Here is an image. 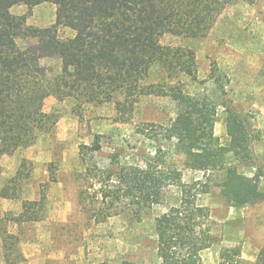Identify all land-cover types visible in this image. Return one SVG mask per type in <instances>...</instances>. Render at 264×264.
Instances as JSON below:
<instances>
[{
	"label": "trees",
	"instance_id": "16d2710c",
	"mask_svg": "<svg viewBox=\"0 0 264 264\" xmlns=\"http://www.w3.org/2000/svg\"><path fill=\"white\" fill-rule=\"evenodd\" d=\"M235 1L245 0H0V156L31 146L40 134L50 131L55 119L44 109L45 99L71 98L74 111L81 115L86 105L114 102L121 119H129L135 105L145 95H169L183 111L164 127V139H177L185 164L193 169H225L220 186L232 206L255 203L263 198L259 176L247 177L227 155L238 162L251 157L248 120L240 112L226 108L229 144H214L217 103L207 97L195 98L162 84H146L151 66L162 63L169 72L181 71L196 78L195 52L181 46L163 45L164 34L199 37L208 34L223 10ZM42 2L57 6L50 27L26 25L23 15L10 12L14 5L28 7ZM74 31L72 38L60 41L57 27ZM30 41L19 46L16 38ZM44 55L61 61L52 74L41 64ZM118 95V98L115 96ZM101 135L90 145L79 146L84 170L80 174L79 200L90 218L102 222L123 212L140 219L145 205L156 203L162 190L181 185V171L165 163L163 157L135 151L130 158L111 155L115 168L100 167L93 155L102 148ZM160 152V151H159ZM23 160L16 173L2 187L3 197H15L31 168ZM208 192V187L202 190ZM45 194L25 200L19 214L7 220L21 225L39 220L45 209ZM157 255L160 264H202L201 252L212 242V219L202 205H174L155 218ZM6 264L23 260L18 237L0 228ZM120 264H144L123 260ZM219 264H246L240 246L224 247ZM253 264H264V248Z\"/></svg>",
	"mask_w": 264,
	"mask_h": 264
},
{
	"label": "rangeland",
	"instance_id": "374dc122",
	"mask_svg": "<svg viewBox=\"0 0 264 264\" xmlns=\"http://www.w3.org/2000/svg\"><path fill=\"white\" fill-rule=\"evenodd\" d=\"M10 12L23 15L28 26L45 28L55 22L57 6L50 2L32 7L18 4ZM73 35L72 29L57 27L60 41ZM16 41L25 46L30 40L20 36ZM160 42L192 49L196 78L181 71L169 72L156 62L143 82L166 85L168 89L216 102V145L229 144L226 108L245 116L251 135V157L240 163L229 154L227 163L247 177L259 176L264 194V0L229 4L204 36L167 33ZM41 64L52 74L61 68L60 59L54 55L42 56ZM43 109L55 119L52 129L40 134L31 146L0 156V191L23 160L27 162L25 172L31 168L15 197L0 193V228L18 237L23 258L18 264H120L123 260L160 264L155 218L174 205H202L210 211L212 242L201 252L202 264H219L220 250L230 246H240L242 261L254 263L264 248V195L255 203L232 206L220 186L225 169L204 171L185 164L177 139L163 137L164 127L184 110L179 101L169 95L142 96L126 120L121 119L114 102L86 105L77 115L73 99L50 95ZM96 134L101 135L102 148L93 159L100 167L115 168L111 164L115 153L124 159L135 151L157 152L166 164L181 171L182 184L166 186L156 203L144 206L140 219L123 212L102 222L93 220L79 200L80 174L84 170L79 146L90 145ZM205 186L208 192H202ZM43 193L46 203L39 220L21 225L7 220V215L21 212L25 200L39 199ZM0 264H6L1 237Z\"/></svg>",
	"mask_w": 264,
	"mask_h": 264
},
{
	"label": "crops",
	"instance_id": "0c3cea01",
	"mask_svg": "<svg viewBox=\"0 0 264 264\" xmlns=\"http://www.w3.org/2000/svg\"><path fill=\"white\" fill-rule=\"evenodd\" d=\"M12 8V7H11Z\"/></svg>",
	"mask_w": 264,
	"mask_h": 264
}]
</instances>
